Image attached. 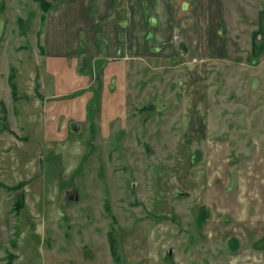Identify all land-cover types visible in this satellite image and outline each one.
<instances>
[{
    "label": "rangeland",
    "instance_id": "rangeland-1",
    "mask_svg": "<svg viewBox=\"0 0 264 264\" xmlns=\"http://www.w3.org/2000/svg\"><path fill=\"white\" fill-rule=\"evenodd\" d=\"M47 1L42 12L38 0H0L13 131L0 132V184L27 182L0 186V264H264V53L249 51L260 0H220L224 57L186 1L185 43L143 62L126 123L109 133L98 110L75 125L61 115L59 141L44 140L38 98L40 34L59 0ZM84 64L97 83L103 62Z\"/></svg>",
    "mask_w": 264,
    "mask_h": 264
},
{
    "label": "crops",
    "instance_id": "crops-1",
    "mask_svg": "<svg viewBox=\"0 0 264 264\" xmlns=\"http://www.w3.org/2000/svg\"><path fill=\"white\" fill-rule=\"evenodd\" d=\"M186 1L192 6L190 13L208 18L201 28L204 33L208 30V40L224 57L220 0H59L40 34L44 48L38 81L47 92L38 97L44 112V140L59 141L67 135L61 115L75 125L90 122L98 110L97 122L109 133L114 123H126L129 104L138 100L143 62L167 61L173 57L174 45L179 40L185 43L175 28L185 27ZM249 43L252 57L264 53V0L256 10ZM89 61L103 62L97 83L90 66L85 67ZM63 94L70 96L64 99Z\"/></svg>",
    "mask_w": 264,
    "mask_h": 264
},
{
    "label": "trees",
    "instance_id": "trees-1",
    "mask_svg": "<svg viewBox=\"0 0 264 264\" xmlns=\"http://www.w3.org/2000/svg\"><path fill=\"white\" fill-rule=\"evenodd\" d=\"M39 6L42 10V12H47L50 9V2L47 0H38ZM16 77V70L15 68L12 66L10 68L9 74H8V86L10 89V94L11 97L14 101L18 100L19 96V92H18V87H17V83L15 80ZM21 97H26L25 95L21 96ZM0 132L1 131H7L10 133H13V131L10 129L7 119H6V107H5V103L0 100ZM27 182L26 181H20L15 185H5V184H0V186H4L7 190H12V189H18L23 187ZM20 205H17V208H19ZM108 237H109V246H110V250L112 252V254L116 255V242L112 237V233L109 232L108 233Z\"/></svg>",
    "mask_w": 264,
    "mask_h": 264
}]
</instances>
